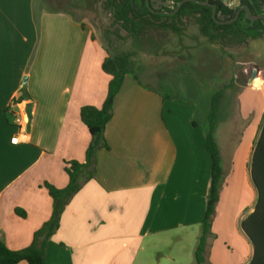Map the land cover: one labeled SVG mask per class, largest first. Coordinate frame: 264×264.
<instances>
[{
  "label": "crops",
  "instance_id": "0c3cea01",
  "mask_svg": "<svg viewBox=\"0 0 264 264\" xmlns=\"http://www.w3.org/2000/svg\"><path fill=\"white\" fill-rule=\"evenodd\" d=\"M36 1L0 0V240L14 251L28 248L53 215L44 185L67 188V163L86 162L92 137L81 109L101 108L111 80L103 70L108 49L94 32L66 11L39 10L37 18ZM246 90L240 117L253 115L252 121L240 134L215 129L226 177L205 264H220L218 242L231 213L243 253L237 263L234 253H221L224 260L250 264L257 256L264 264V195L259 203L250 171L262 119ZM16 100L22 103L13 106ZM196 112L194 104L169 100L125 77L104 134L109 149L98 150L93 178L83 180L62 213L46 264H148V255L160 254L169 236L203 232L212 159L207 128L193 124ZM252 214L259 221L257 247L241 228ZM201 236H194L196 243Z\"/></svg>",
  "mask_w": 264,
  "mask_h": 264
},
{
  "label": "rangeland",
  "instance_id": "374dc122",
  "mask_svg": "<svg viewBox=\"0 0 264 264\" xmlns=\"http://www.w3.org/2000/svg\"><path fill=\"white\" fill-rule=\"evenodd\" d=\"M175 4L174 2L169 8L173 9ZM35 6L38 15L39 10L66 11L84 22L110 55L130 56L132 65L127 75L129 78L169 100L196 105L197 112L193 114V120L202 128L210 126L208 113L211 111L213 95L226 85L231 86L226 89V97L220 109L221 116L216 119L215 127L223 131L235 130L240 134L247 122L252 121L253 115L247 121L240 117V96L249 84L251 86L246 90L249 106L255 110L256 118L261 120L263 117L264 38L222 46L204 36L196 21L198 16L179 22L180 30L173 32L157 28L134 38L115 21L102 0H37ZM183 124L184 122L182 126ZM230 215L233 216L234 213ZM232 216L228 230L223 229L224 232L220 233V264L229 263L221 253L227 258L234 253L231 255L234 260L243 253L238 240L240 232H236L238 229L233 224ZM201 233L200 227L189 233L179 232L169 236L168 242L161 246L160 254L151 257L148 255V264H194L195 254L194 251L190 254L189 249L197 246L199 238L196 243L194 236L197 234L200 237ZM213 240L216 237L211 238V241L208 239L207 252ZM167 256H172L176 263L169 262ZM238 260L239 258L235 262Z\"/></svg>",
  "mask_w": 264,
  "mask_h": 264
},
{
  "label": "trees",
  "instance_id": "16d2710c",
  "mask_svg": "<svg viewBox=\"0 0 264 264\" xmlns=\"http://www.w3.org/2000/svg\"><path fill=\"white\" fill-rule=\"evenodd\" d=\"M104 7L112 13L115 21L134 38H139L147 32L157 30L177 31L180 30L179 22L185 18H194L201 26L202 33L210 41L222 46L227 44H242L249 40L264 38V19L251 21L247 18L243 9L238 20L232 24H219L217 20L220 15L235 17L240 7L247 6L253 15H264V0H242L241 6L235 10H229L221 0H205L214 3L218 7L217 19L213 17V9L203 6L193 0H175L174 9L166 10L175 12L178 5L183 3L180 9L174 14H166L161 11H152V4L148 5L147 0H102ZM38 18V11L36 10ZM109 53V51H108ZM132 61L129 55H108L103 63V70L111 77L108 94L101 108L85 106L81 109V120L87 127L92 141L87 150L86 162L79 163L71 161L67 163L66 172L69 176V185L65 189H57L46 183L44 187L48 190L53 200V215L34 235L32 244L23 250H11L4 241L0 240V264H46V252L49 241L59 228L60 219L66 206L72 197L82 188L83 180L93 178L96 167V154L100 149H109L104 134L108 123L114 115V104L119 95L125 77L129 74ZM231 85H226L219 89L212 97L211 111L208 119L210 126L206 129V150L212 159L211 186L207 198L206 211L202 220L203 232L195 252V264H205L207 255V241L215 238L212 233V223L216 215V207L220 201L222 185L225 181V171L222 157L215 138V121L220 115L223 99H225L226 89ZM25 97L22 96L20 100ZM194 126L197 123L193 122ZM252 179L264 195V114L259 128V135L254 142V152L250 163ZM258 216L250 215L245 219L241 228L244 230L251 242L257 241L255 238L256 222L259 223ZM257 256L250 264H257Z\"/></svg>",
  "mask_w": 264,
  "mask_h": 264
},
{
  "label": "water",
  "instance_id": "95a60500",
  "mask_svg": "<svg viewBox=\"0 0 264 264\" xmlns=\"http://www.w3.org/2000/svg\"><path fill=\"white\" fill-rule=\"evenodd\" d=\"M162 0H147V4L150 5V3H157L156 5H154L151 10L152 11H155L157 9L160 8V4H162L163 6H170L172 3H173V0H168L166 2H161ZM194 2H197L203 6H208V7H211L213 9V17L214 19H217V16H218V7L216 4L214 3H211V2H208V1H204V0H193ZM183 3H180L176 9L175 12H177L180 7L182 6ZM245 10L246 11V14H247V18L251 21H257V20H260V19H264V16H255L251 13V11L249 10V8L247 6H245L244 8L240 9L235 17L233 19H228L229 16L228 15H220V20H218L217 22L220 23V24H232L234 22H236L240 16V12L242 10ZM175 12H166V14H174ZM25 82H26V79H25Z\"/></svg>",
  "mask_w": 264,
  "mask_h": 264
},
{
  "label": "built area",
  "instance_id": "2783aa9c",
  "mask_svg": "<svg viewBox=\"0 0 264 264\" xmlns=\"http://www.w3.org/2000/svg\"><path fill=\"white\" fill-rule=\"evenodd\" d=\"M240 1L241 0H226L223 3H224V5H225L226 8H228V9H234V8H236L240 4ZM21 103H22V101L16 100V101H14L13 106H15V105L19 106V104H21ZM15 123L19 127H22V125L24 123L22 117L20 115H18L17 113L15 115ZM25 123H28V119H26ZM12 142L15 143V144L16 143H19L20 142V138L19 137L13 138L12 139Z\"/></svg>",
  "mask_w": 264,
  "mask_h": 264
},
{
  "label": "flooded vegetation",
  "instance_id": "af4514ba",
  "mask_svg": "<svg viewBox=\"0 0 264 264\" xmlns=\"http://www.w3.org/2000/svg\"><path fill=\"white\" fill-rule=\"evenodd\" d=\"M166 1H168V0H162L161 2L163 3V2H166ZM205 1V0H204ZM175 2V0H173V3ZM172 3V4H173ZM241 3H242V0L240 1V4L236 7V8H234V9H229V10H235V9H237L238 7H240L241 6ZM150 4H152V7L154 6V5H156L157 3L155 2V3H150ZM151 7V8H152ZM245 7V6H244ZM244 7H240V9H242V8H244ZM166 8H169V6H163L162 4H160V8L159 9H157V10H155V11H161L162 13H166V12H171V11H168V10H166ZM170 9V8H169ZM174 9V8H173ZM228 9V8H227ZM239 9V10H240ZM238 10V11H239ZM237 11V12H238ZM236 12V13H237ZM241 13V12H240ZM229 16V15H228ZM255 16H258V15H255ZM260 16H264V15H260ZM234 18V17H233ZM233 18H231L230 16H229V18L228 19H233ZM220 20V19H219ZM218 21V20H217ZM220 24V23H219Z\"/></svg>",
  "mask_w": 264,
  "mask_h": 264
}]
</instances>
